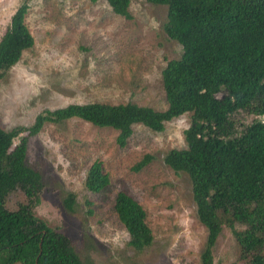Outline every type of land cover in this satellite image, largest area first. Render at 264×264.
<instances>
[{
    "label": "rangeland",
    "instance_id": "374dc122",
    "mask_svg": "<svg viewBox=\"0 0 264 264\" xmlns=\"http://www.w3.org/2000/svg\"><path fill=\"white\" fill-rule=\"evenodd\" d=\"M22 1L0 0V37ZM27 2L25 24L34 43L0 80L1 128L30 125L41 111L72 103L130 102L159 111L167 107L161 70L168 60L181 57L182 47L164 31L165 5L131 0L126 18L115 14L106 0ZM237 117L251 118L245 113ZM189 123L185 113L158 132L135 124L123 147L110 127L75 118L45 124L28 139L25 160L43 182L35 214L69 239L84 264H201L206 230L196 216L190 182L163 160L170 149L186 146L183 132ZM145 155L150 162L133 170ZM95 160L109 177L98 193L83 184ZM118 191L146 213L153 239L140 253L127 245L128 234L114 213ZM69 193L75 197L72 212L62 204ZM25 201L17 189L7 195L5 207L15 210ZM212 255L215 263L236 264L229 228L219 234Z\"/></svg>",
    "mask_w": 264,
    "mask_h": 264
},
{
    "label": "trees",
    "instance_id": "16d2710c",
    "mask_svg": "<svg viewBox=\"0 0 264 264\" xmlns=\"http://www.w3.org/2000/svg\"><path fill=\"white\" fill-rule=\"evenodd\" d=\"M130 1L106 0L115 14L126 18ZM146 1L167 7L164 31L182 47L181 57L168 60L161 70L167 107L159 111L130 102L72 103L41 111L30 125L0 127V264H84L69 239L34 212L43 182L40 172L26 164L27 143L45 124L75 118L110 127L123 147L133 125L158 132L185 113L190 114L183 132L186 146L170 149L163 160L190 182L196 216L206 230L200 263L218 264L212 248L227 227L236 264H264V0ZM28 8L23 0L0 37V80L33 46L25 24ZM239 113L250 120H240ZM150 160L145 155L133 170ZM83 184L93 193L108 186L100 161L89 166ZM17 189L26 201L9 210L6 197ZM74 202L69 193L62 204L72 212ZM113 210L129 247L140 253L151 245L146 213L136 200L118 191Z\"/></svg>",
    "mask_w": 264,
    "mask_h": 264
}]
</instances>
